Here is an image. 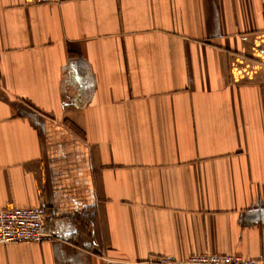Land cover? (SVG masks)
<instances>
[{"label": "crops", "instance_id": "crops-1", "mask_svg": "<svg viewBox=\"0 0 264 264\" xmlns=\"http://www.w3.org/2000/svg\"><path fill=\"white\" fill-rule=\"evenodd\" d=\"M9 206L0 264L264 262V0H0Z\"/></svg>", "mask_w": 264, "mask_h": 264}, {"label": "built area", "instance_id": "built-area-1", "mask_svg": "<svg viewBox=\"0 0 264 264\" xmlns=\"http://www.w3.org/2000/svg\"><path fill=\"white\" fill-rule=\"evenodd\" d=\"M68 0H27L30 5H62ZM48 214L44 206L18 208L9 206L0 209V244H41L54 241L58 235L47 228ZM159 264H264L262 261L249 260L239 255H196L186 260L174 257L160 258Z\"/></svg>", "mask_w": 264, "mask_h": 264}]
</instances>
